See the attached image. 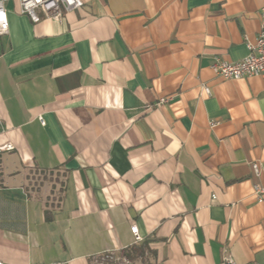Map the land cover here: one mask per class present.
Here are the masks:
<instances>
[{"label":"crops","instance_id":"1","mask_svg":"<svg viewBox=\"0 0 264 264\" xmlns=\"http://www.w3.org/2000/svg\"><path fill=\"white\" fill-rule=\"evenodd\" d=\"M82 1L32 22L2 0L0 261L263 262L264 82L210 67L246 56L263 0Z\"/></svg>","mask_w":264,"mask_h":264},{"label":"built area","instance_id":"2","mask_svg":"<svg viewBox=\"0 0 264 264\" xmlns=\"http://www.w3.org/2000/svg\"><path fill=\"white\" fill-rule=\"evenodd\" d=\"M19 11L26 14L32 22L40 20V14L45 18L59 19L62 11L73 10L80 8L83 4L82 0H17ZM259 29L254 42H246L248 53L238 61H228L221 58H215L210 65L212 71L224 79H241L250 76H259L264 82V0L259 10ZM8 18L6 9L0 0V33L7 31ZM206 93H210L207 86H202ZM167 101L166 97H161L156 104H162ZM13 145L11 143L0 144V152L11 150ZM253 171L258 174L259 165L257 162L252 164ZM253 191L259 199L264 192V182L255 183ZM131 231L135 239H140L137 226L132 225ZM0 264H4L0 261ZM60 264V263H53ZM95 264H140V261L130 258L124 250L107 251L99 254L95 258ZM224 264H235L230 259L226 260ZM245 264H264L263 262H248Z\"/></svg>","mask_w":264,"mask_h":264},{"label":"rangeland","instance_id":"3","mask_svg":"<svg viewBox=\"0 0 264 264\" xmlns=\"http://www.w3.org/2000/svg\"><path fill=\"white\" fill-rule=\"evenodd\" d=\"M45 179L47 182H48V184L50 183V182H55V183H59L60 181H61V179H62V172H60V171H57V170H54V171H50V172H47L46 174H45V176H44V174H39V173H37V172H35V173H31V181H30V183L31 184H34V185H37L42 179ZM29 183V184H30ZM51 184V183H50ZM60 184H56V185H54L55 186V189H54V191L52 192V194L54 193V195H49L48 196V200H49V202L48 203H50L51 201H53V200H55V199H57L56 197L58 196V189H56L57 188V186H59Z\"/></svg>","mask_w":264,"mask_h":264},{"label":"trees","instance_id":"4","mask_svg":"<svg viewBox=\"0 0 264 264\" xmlns=\"http://www.w3.org/2000/svg\"><path fill=\"white\" fill-rule=\"evenodd\" d=\"M46 173H47V171H43L41 174H44V176H45ZM46 214H47V219H50V217H49V215H48L47 212H46ZM124 252H125L130 258L135 259L134 254H131V253L128 252L127 250H124Z\"/></svg>","mask_w":264,"mask_h":264}]
</instances>
